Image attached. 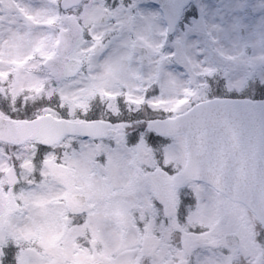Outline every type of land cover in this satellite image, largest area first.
<instances>
[{"label":"snow or ice","instance_id":"snow-or-ice-1","mask_svg":"<svg viewBox=\"0 0 264 264\" xmlns=\"http://www.w3.org/2000/svg\"><path fill=\"white\" fill-rule=\"evenodd\" d=\"M0 264H264V0H0Z\"/></svg>","mask_w":264,"mask_h":264},{"label":"water","instance_id":"water-1","mask_svg":"<svg viewBox=\"0 0 264 264\" xmlns=\"http://www.w3.org/2000/svg\"><path fill=\"white\" fill-rule=\"evenodd\" d=\"M257 138H258V131H254L251 135H250V139H251V144L252 147L254 148L256 143H257Z\"/></svg>","mask_w":264,"mask_h":264}]
</instances>
